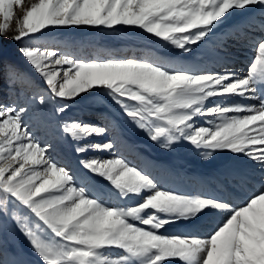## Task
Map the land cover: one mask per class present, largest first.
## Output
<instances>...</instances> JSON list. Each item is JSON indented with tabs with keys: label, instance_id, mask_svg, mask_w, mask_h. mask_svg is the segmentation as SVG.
<instances>
[{
	"label": "snow or ice",
	"instance_id": "obj_1",
	"mask_svg": "<svg viewBox=\"0 0 264 264\" xmlns=\"http://www.w3.org/2000/svg\"><path fill=\"white\" fill-rule=\"evenodd\" d=\"M252 8L262 13L259 25L251 14L229 25L217 49L227 61V40L252 46L255 55L243 76L227 67L221 73L174 66L159 57L86 58L66 42L29 43L18 51L41 87L0 49V71L25 96V106L0 102V219L14 221L41 264H264V186L239 206L223 197L165 190L123 155L129 145L122 123L107 109L57 125L83 157L78 164L89 175L78 176L54 160L53 146L37 140L24 119L32 108L62 115L85 96L104 108L106 97L163 148L187 142L205 161L229 152L264 172V0H0V37L16 42L51 28L138 26L188 55L230 16ZM229 96L258 104L230 103ZM198 118L204 124L197 125ZM91 177L106 181L118 199L137 201L105 203L90 187ZM207 213L227 214L207 237L162 232Z\"/></svg>",
	"mask_w": 264,
	"mask_h": 264
},
{
	"label": "bare ground",
	"instance_id": "obj_2",
	"mask_svg": "<svg viewBox=\"0 0 264 264\" xmlns=\"http://www.w3.org/2000/svg\"><path fill=\"white\" fill-rule=\"evenodd\" d=\"M249 14H251L255 24L259 25L260 21L258 18L262 13L258 8L250 9L249 13H245L243 16L233 14L204 43L195 46L191 55L180 52L179 49H175L174 46L165 41L166 45H151L139 37H130L129 39L123 37L125 35L123 34L124 30L129 27L138 26H118L116 31L104 28L100 30V34L106 41V44L100 48L102 50H99L96 56H99V58L130 56L159 57L174 66L215 70L221 73L227 67L233 69L236 75L243 76L247 73L255 55L252 46L243 40L240 42L227 40L224 45L227 48V55L229 56L227 61L220 57L217 49L225 40L222 33L231 31L229 25L240 22ZM138 29L145 34V30L139 27ZM56 42L71 44V41L63 37L58 38ZM174 49L175 51H173ZM81 56L95 57L94 54L90 55L87 51L81 54ZM219 99L223 98H215L212 102H216ZM227 99L230 103L258 104L257 100H248L238 96H229ZM95 117L86 116V118ZM196 123L197 125L204 124V119L198 118ZM122 128L129 145V147L122 149L123 155L133 165L144 169L154 177L165 190H173L178 194L204 193L209 196L226 199L234 197L236 206H239L247 196L264 186V172L243 156L237 157L229 152H218L214 154L213 159L205 161L187 142H181L170 149H166L154 142H145L144 140H138L139 142H137L126 133L124 126ZM65 153L69 158V164L73 166V170L78 175H84L86 173L85 170L78 164V161L83 159V157L77 156L72 148H69ZM88 155H92V153ZM105 155L107 154L105 153ZM75 158L77 161H75ZM85 175L89 174L86 173ZM90 187L96 195L103 197L105 203L129 204L137 201L136 197H130L126 200L118 199L112 193L107 182L98 177H91ZM226 215V213H207L191 222L181 221L170 224L162 232L164 234H191L207 237ZM6 264L38 263L30 260L27 254H14L11 251V254L7 256Z\"/></svg>",
	"mask_w": 264,
	"mask_h": 264
},
{
	"label": "rangeland",
	"instance_id": "obj_3",
	"mask_svg": "<svg viewBox=\"0 0 264 264\" xmlns=\"http://www.w3.org/2000/svg\"><path fill=\"white\" fill-rule=\"evenodd\" d=\"M14 12L16 16H22L23 14L22 10L16 8L15 6ZM3 22V18L0 17V23ZM9 23L12 29L16 27L15 18L10 20ZM101 29L104 28L91 26L51 28L46 30L43 35L33 37L31 41L29 39H24L20 42L0 37V49H3L7 53L5 57L7 61L28 72L41 87H44L41 78L27 64L24 57L19 53L18 49L29 43L38 42L41 45L49 44L54 41L56 42L58 38L63 37L68 41H71V44L75 46L77 54L81 55L87 51L90 53V55L94 54L95 58H99V56H96V53L99 52V50H102L100 48L106 44V41L100 34ZM14 34V31L8 32L9 36ZM123 34H125L123 37L128 39L130 37H139L142 40L149 42L151 45H166V43L161 38L155 37L153 34H149L147 32L143 34V31H139L138 27H129L124 30ZM175 49L173 51H175ZM86 58L93 57L86 56ZM18 91L20 92L19 95H17ZM101 95L102 92H93L91 94L92 97H96L97 99H99ZM0 102H15L21 106H25L24 92L20 90L18 86L14 87L11 81L5 78L3 71H0ZM102 103L104 104V108H98L97 106L93 105L92 99L90 97L85 96L73 102L70 109L62 115L55 114L50 107L42 108L39 112H37L35 108H32L25 115L24 119L29 125L32 133L35 134V137L37 136V140L43 144H51L53 146L51 149V155L61 164L70 165L69 158L65 152L69 148L73 149L74 147V145L69 140L62 138L57 131L58 123L67 117L79 118L81 116L86 117L87 115L93 117L99 115L100 111L107 109L119 117L126 133L132 137V139L137 142H139L138 140L152 142L148 139L143 131L137 129L135 125L132 124L128 118L120 112V109L115 104H113L111 100H108L105 97ZM75 161H77L76 158ZM70 166L73 169V166ZM11 251L14 254H27L30 260L41 264L40 258L33 251L28 239L20 232L14 221L11 218L0 219V264H6L7 256L11 254Z\"/></svg>",
	"mask_w": 264,
	"mask_h": 264
}]
</instances>
